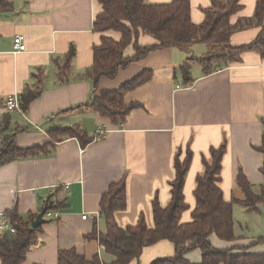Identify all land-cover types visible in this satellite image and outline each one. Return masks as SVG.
<instances>
[{"label": "crops", "instance_id": "obj_1", "mask_svg": "<svg viewBox=\"0 0 264 264\" xmlns=\"http://www.w3.org/2000/svg\"><path fill=\"white\" fill-rule=\"evenodd\" d=\"M5 1L12 5L11 11L0 13V125L5 118L10 121L5 133L16 135L20 148L43 145L49 141V130L65 126H81L92 140L82 147L76 139H65L47 155L21 159L0 168V223L12 209L29 218L37 217L47 202L66 205L57 211V220H48L44 215L46 222L39 225L38 243L30 249L24 264H58L59 253L71 249L87 259L98 255L104 264H112L115 257L107 254L98 241L87 239L94 230L107 234V221L101 215L102 196L111 184L125 178L128 206L115 214L119 228L137 225L143 215L152 229L154 201L162 208L169 207L170 183L176 178V156L181 154L184 159L188 149L193 157L184 191L189 210L184 213L182 223L191 221L196 207V181L205 172L204 163L212 160V148L227 145L219 183L227 203L233 197H243L236 185L241 171L254 191H261L263 155L258 148L263 144L264 60L259 53L246 52L240 63L217 66L208 76L200 65L194 64L190 68L193 80L186 84L180 67L191 58L187 47L174 46L150 53L146 59L121 68L115 79L104 78L99 82L100 92L118 90L145 71H153L151 82L125 96L127 105L138 106L123 124L117 125L88 108L94 86L85 73L94 63L93 48L101 44L103 36L116 42L121 39V33L100 34L94 30L101 5L96 0ZM172 1L148 0L152 4ZM190 2L192 22L201 24L211 0ZM257 2L240 0L241 10L231 18V24L250 21ZM260 31L257 25L237 31L231 37V45H250ZM18 35L24 38L27 51L14 55L13 41ZM139 41L142 46L156 43L144 34ZM194 47L200 49L201 57L206 55L204 48L197 44ZM72 49L73 73L61 84L57 64ZM133 54V46L125 50V56ZM39 79L41 93L24 109L25 116L8 113L7 96L17 93L22 99L28 90H36ZM99 129L108 132L98 137ZM84 215L86 220L82 218ZM210 241L220 249L235 245L215 235ZM249 252H264V244ZM174 254L175 245L161 241L145 248L141 257L130 264H152ZM186 258L198 264L202 253L194 251Z\"/></svg>", "mask_w": 264, "mask_h": 264}, {"label": "trees", "instance_id": "obj_2", "mask_svg": "<svg viewBox=\"0 0 264 264\" xmlns=\"http://www.w3.org/2000/svg\"><path fill=\"white\" fill-rule=\"evenodd\" d=\"M102 7L93 28L100 34L109 31L121 33L120 41L116 42L108 36L101 38V44L94 46V63L85 73V78L92 82L94 92L92 102L88 108L113 124H123L129 113L137 108L138 104L127 105L125 96L128 93L151 82L153 71H145L135 79L121 85L118 90L99 91V82L104 78L115 79L121 68L146 59L150 53L164 48L183 46L191 47L196 44L209 46L203 57H194L187 60L180 67L183 84L191 82V66L198 64L204 69V75L214 73L223 64H238L246 52H257L264 60V0H258L257 10L251 20H239L237 25L231 24V18L241 9L240 0H211V6L204 10L205 19L201 24L192 22L190 0H174L169 3L152 4L148 0H96ZM12 5L7 1H0V13L11 11ZM252 25L261 27L258 38L247 46L233 47L232 36L237 31L245 30ZM154 38L155 44L142 46L141 35ZM133 46L132 57L125 56V50ZM186 48V49H187ZM75 50L72 49L62 63L57 64L58 77L61 84L66 83L72 76V62ZM219 66V67H217ZM42 80H38L35 91L28 90L22 97L23 110L42 90ZM10 121L0 125V135L3 140L0 149V168L21 159H36L47 155L57 143L65 139H76L82 147H87L92 140L81 126H65L49 130V141L32 148L17 146L16 135L6 134ZM262 140L263 144L258 151L263 155V165L260 168L264 175V121ZM96 137H94L95 139ZM94 141V140H93ZM227 151V145L212 148V162L204 163V174L199 175L196 181L197 190L194 194L196 207L191 213V221L182 223L183 215L189 210L185 201V182L193 160L192 152L188 149L185 158L178 154L175 160L176 178L170 183L171 203L162 208L155 199L153 204L154 227L150 229L143 215L135 226L126 229L119 228L115 214L125 211L127 203V188L125 178L111 184L109 190L100 201L101 215L107 221V234H99L94 230L87 239L98 241L100 246L115 260L112 264H130L141 257L147 247L161 241L175 245V254L171 258L156 259L152 264H194L186 255L199 251L202 261L198 264H264V252L259 254L249 251L258 245L264 244V236L255 240L238 237L235 229L234 206H243L248 213H257L264 205V186L260 192H255L244 172H240L236 185L243 193L242 199L233 197L231 202L223 198L221 182L222 162ZM47 211H59L66 207L64 202L52 201L46 204ZM20 216L16 209L9 210L4 218L9 220L16 229L15 237L0 236L1 264H24L28 252L36 246L41 232L32 229L31 220ZM50 220V219H48ZM219 240L235 244L228 249H220L210 241L212 236ZM58 264H104L97 255L87 259L79 256L75 249L62 251L58 255Z\"/></svg>", "mask_w": 264, "mask_h": 264}, {"label": "rangeland", "instance_id": "obj_3", "mask_svg": "<svg viewBox=\"0 0 264 264\" xmlns=\"http://www.w3.org/2000/svg\"><path fill=\"white\" fill-rule=\"evenodd\" d=\"M197 45L201 46V48H204L202 50L204 53L208 52L209 46L202 44H197ZM194 46L195 45L187 48L186 51L189 52L188 53L190 54L189 57L200 58L202 55L199 53L200 49ZM192 66L191 68H193ZM234 217H235V229L238 237H245L247 240H251L252 238L258 239V237L264 236V205L260 207V210L257 213H247L243 206L236 205Z\"/></svg>", "mask_w": 264, "mask_h": 264}, {"label": "built area", "instance_id": "obj_4", "mask_svg": "<svg viewBox=\"0 0 264 264\" xmlns=\"http://www.w3.org/2000/svg\"><path fill=\"white\" fill-rule=\"evenodd\" d=\"M13 54L16 55L20 52H25L27 51V46L24 43V38L22 36H17L14 41H13ZM5 104H6V110L8 113H12V112H17L22 114V116H25V112L23 110V103H22V99L20 94H12V95H8L6 100H5ZM108 131L104 130V129H99L97 132L98 137L104 136L105 134H107ZM65 190L68 189V186L66 185V187L64 188ZM45 218L46 219H54L57 220L59 218V213L55 212V211H46L45 213ZM83 219L86 220L87 216L84 215L82 216ZM0 235L1 236H12L15 237L16 235V229L14 228V226L11 224V222L9 220H7L6 218L2 219V222L0 223Z\"/></svg>", "mask_w": 264, "mask_h": 264}, {"label": "water", "instance_id": "obj_5", "mask_svg": "<svg viewBox=\"0 0 264 264\" xmlns=\"http://www.w3.org/2000/svg\"><path fill=\"white\" fill-rule=\"evenodd\" d=\"M47 211V208H44L36 217L35 221L32 223V229L36 230L38 228L39 225H42L46 222V220H44V215Z\"/></svg>", "mask_w": 264, "mask_h": 264}]
</instances>
